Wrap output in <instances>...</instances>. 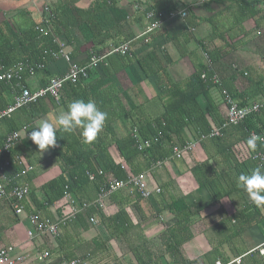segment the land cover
Returning <instances> with one entry per match:
<instances>
[{
  "label": "trees",
  "instance_id": "obj_1",
  "mask_svg": "<svg viewBox=\"0 0 264 264\" xmlns=\"http://www.w3.org/2000/svg\"><path fill=\"white\" fill-rule=\"evenodd\" d=\"M75 1L56 0L52 4L47 3L50 16L46 18V23L32 20L30 16L21 22L8 18L0 20V72L11 69L18 62L31 66L42 64L43 67L36 70L34 75L38 80V88L45 86L51 78L47 70V66L54 62L51 54L58 51L56 39L64 42L65 47L72 46L69 57L74 60L72 52L77 48L73 37L74 28L81 24L87 28L94 26L95 16L100 25L103 19L99 16L106 8L104 2H93L86 9H81L76 7ZM220 1L216 0L217 4ZM229 2L228 7L233 9L232 6H235L236 10L230 26L226 27L217 21L220 13H215L209 19V39L211 42L215 39L222 40L223 44L216 47L200 44L201 52L207 55L210 66H207L201 53L196 51L198 55L193 52L197 58L193 61L194 71L180 82H174L167 73L166 68L171 60L166 53H162L163 57H158L151 52L134 59L145 76L154 78L159 90L157 96L162 112L157 116L138 115L136 107L129 108V111L123 113L124 116H117V93L105 103L100 98L105 97L106 92L95 89L89 93L99 82L83 86L85 78H80L76 84L64 83L62 89L67 88L71 92L70 99L79 100L83 93L85 96L87 94L86 97L107 112L108 117L102 132L92 143L84 142L80 128L72 133L58 131L57 150L52 152V159L57 162L59 172L39 187L40 199L30 188L28 203L34 210L45 213L48 207L53 206L57 214L62 216L67 210L63 201L65 186L79 208L71 223L59 226L60 232L54 241L55 246L48 242L50 250L62 257L58 264H65L76 257L83 258L87 264H215L217 261L221 264H264V254L261 255L258 249L250 247L244 239L253 226H257L264 239V206L254 204L238 182L239 175L247 174L256 167L264 169V163L253 159L257 153L264 154V106L237 125L221 128L219 136H208L213 127L221 126L225 120V109L221 102H214L212 90H218L219 94L221 89H225L240 107L264 99V84L254 82L238 64L226 58L237 50L238 40H241L236 35L237 27L242 28L247 20L253 22L252 31L257 38L264 40V0ZM109 4L111 5L107 6H112L113 3ZM173 10H178V6L174 1L168 0L167 4L153 5L144 11L167 15ZM189 10L188 8L183 20L185 24L182 30L185 32L201 20ZM40 12L45 19L43 6ZM37 25L50 29V32L40 33L36 29ZM152 37L153 35L147 34V38ZM121 42L123 40L115 41V45ZM177 48L180 56L186 55L193 59L191 52ZM91 54L100 53L91 52L87 59ZM127 54L113 53L105 59L107 63H112L114 70L111 67L104 68L102 61L97 67L103 69L105 76L116 74L132 62ZM95 68L88 72L87 77ZM109 69L111 73L107 72ZM213 75L219 78V86L213 83ZM28 78L26 73L23 74L22 82L27 86ZM237 78L246 80L251 85L250 89L239 92L233 88L231 84ZM13 84L14 81L0 82V110L11 102V97L10 101L6 99L13 94ZM62 102L64 103L61 95L60 104ZM54 104L55 101L49 96L38 98L35 102L17 109L15 114L2 119L0 123L11 125L6 134L22 128L25 131L30 130L32 126L28 129V125L45 116ZM117 117L129 121V129L120 136L113 127ZM14 119L17 121L15 124ZM252 133L262 138L254 151L246 142ZM106 138L109 140L106 141ZM146 140L151 142L150 146L138 150V141ZM189 141H196L195 148L197 147V150L194 148L190 153L194 164L189 169L197 184V195L171 194L166 184L158 194L142 198L129 187L108 195L102 208L96 204L83 207V203L92 202L99 188L109 181L124 180L129 174H145L156 161L175 159L173 147L183 146ZM111 145L117 150L120 162H115L108 153ZM197 151L204 156L198 159ZM12 153L21 154L16 148ZM26 161L34 167L28 159ZM98 168L102 171L101 174H97ZM5 171L7 175L13 176L18 168L12 165ZM91 173L94 174L93 180L88 177ZM26 179L27 177L17 178L11 183L28 182ZM224 203H229L233 210L228 212ZM161 216L168 218V221L164 222V218L161 220ZM90 217L96 218L103 237L97 234L78 245L67 244L62 230L72 226L87 231L94 226L89 222ZM204 221L210 225L198 233V237L199 234L202 235L205 242L198 245L199 248L194 247V254L190 255L189 246L197 236L193 235L192 228L197 222ZM156 225L158 231L149 234V229ZM43 237L46 241L49 240L47 236ZM47 253L50 256V252ZM236 257H240V262L230 263Z\"/></svg>",
  "mask_w": 264,
  "mask_h": 264
},
{
  "label": "crops",
  "instance_id": "obj_2",
  "mask_svg": "<svg viewBox=\"0 0 264 264\" xmlns=\"http://www.w3.org/2000/svg\"><path fill=\"white\" fill-rule=\"evenodd\" d=\"M55 1L56 0H0V20L8 18L21 22L29 16L32 20H39L42 6L47 3L52 4ZM167 1L168 0L75 1L76 7L81 9H86L93 2H104L106 3V8H104L103 12H101L102 14L99 16L100 19H103L100 25L97 22V16H95L96 21L94 26L87 28L84 24H81L79 27L74 28L73 37L75 39V44L77 43V48L72 52L74 55V60L72 61L76 63L79 61L83 64L87 61L86 59L89 53L96 52L100 53L97 57L101 58L100 61H102V66H104V68L111 67V69L114 70L112 63H107L105 59L113 54L111 53L113 47H117L123 44L124 41H128L127 56L132 59V62H129L124 68L118 70L116 74H109V76H105L103 69L96 66L95 70L92 71L90 76L85 78L83 82V86L86 84L90 86L99 82L89 90V93H91V90L94 91L95 89L96 91L106 92V96L100 98V101L103 100L105 103L112 99V95L117 93L119 97L117 116H124L123 113L125 111H129V108L133 109L135 107L138 115L157 116L162 112L161 104L157 96L159 90L154 82V78L145 76L134 59L141 58L151 52L158 57H163L162 53H166L171 60V63H169L166 68L167 73L172 81L180 82L194 71L193 61H196L197 58H195L196 54H193V52L197 51L199 54L201 53L203 57L200 44L210 45L211 47L221 46L223 44L222 40L215 39L211 42L209 39V35L211 34V21H209V19H211L215 13H220L218 14L219 16H217V21L228 27L231 24L232 15L236 11L234 9L235 6H232L233 9L228 7L230 4L229 0H221L220 4H217L216 0H172L177 4L178 10L181 8H189V11L201 20L197 21L196 25L187 28L186 32L182 30L185 22L179 19L167 21L158 29H163L161 32L156 30L152 32V34L148 33V36L153 35L152 39L147 38V35L141 36L140 33L145 29L147 24L144 10L153 5L167 4ZM198 1L201 3L196 5ZM111 2L113 3L112 6H107L111 5L109 4ZM253 27L254 25L251 20L245 21L242 28L237 27L236 35L240 36L238 38H241V40H238L239 46L235 52L227 55L226 58L238 64L245 74L247 73V75L254 79V82L264 84V40L257 38L255 32L252 31ZM120 40H123V42L116 46L115 41L118 42ZM177 47L184 52H191L194 56H192L193 59L186 55L180 56ZM72 49L70 45L65 47L68 54L71 53ZM67 66V62L62 58L54 60V62L47 66L49 76L55 77L63 74ZM107 72L111 73V70L109 69ZM27 82L31 90L38 88V80L35 75L29 77ZM231 85L239 92L245 89L249 90L251 87L246 80L241 78L235 79ZM62 88L64 87L62 86ZM62 88L59 92V102H55L54 107L45 116H42L40 119L28 125V129L29 126H32V128L36 126L42 119H47L55 124L57 115L65 111L70 102L76 100L70 99L69 95L71 92L67 88L64 90ZM61 95L62 101H64L62 104H60ZM86 96L83 93L79 99L88 101L89 99ZM10 97L12 98V94L8 96L6 100L10 101ZM212 99L215 103L221 102L218 90H212ZM119 108L122 109V112H120L121 110ZM13 122L15 124L17 121L15 120ZM10 126L9 124L0 123V142ZM113 127L117 135H123L129 129V121L117 117L115 122H113ZM32 128L27 131H25L24 128L19 130L21 139L15 148L21 154H24L26 159L34 165V170L27 175L26 180L30 188L33 189V193L40 199L39 187L52 179L59 172L57 162L52 159V152L57 150V145L45 151H40L28 137V133L32 131ZM105 140L108 141L109 138ZM108 151L115 162L121 161L114 145H111ZM197 154L198 159L204 156L202 152L197 151ZM193 164L194 159L192 155L188 154L182 159H173L169 161L168 165L164 168L155 169L147 174L145 173V179L149 187L156 185L161 188L167 184L168 191L171 194L197 195V184L189 170ZM224 208H226L228 212L233 210L229 203H224ZM41 213L42 215L49 216L53 220L58 216L53 206L48 207L45 213ZM209 225L210 224L206 221L197 222L196 226L192 228L193 235L197 236L193 239L191 246H189L188 251L190 255L194 254V247L199 248L198 245L205 242L202 235L200 236L199 234L198 237V233L204 231ZM157 228V225L153 226L149 231L155 230L153 232H156ZM29 230L30 226L27 220L24 222L21 216L19 217L13 213L7 201L0 199V248L6 245L15 246V252L21 253L25 257L22 262L17 264L60 263L62 258L61 255L51 251L48 244L49 242L51 246H55L53 244L54 242L50 238L46 241L43 236L35 235L29 237ZM62 233L64 236L66 235V243L71 246L73 243L78 245L81 242L88 241L97 234L103 237L101 228L98 227L97 224L87 231H81L80 229L69 226L68 229L64 228ZM202 234H204V232ZM244 239L253 249L264 250V239L257 226L251 227L247 231ZM113 249L115 248L113 247ZM44 252H50V256L40 261L38 256Z\"/></svg>",
  "mask_w": 264,
  "mask_h": 264
},
{
  "label": "built area",
  "instance_id": "obj_3",
  "mask_svg": "<svg viewBox=\"0 0 264 264\" xmlns=\"http://www.w3.org/2000/svg\"><path fill=\"white\" fill-rule=\"evenodd\" d=\"M201 2L198 1L196 5ZM43 11L46 16L45 19L42 18L40 12L39 22H47V17L50 16L49 8L44 5ZM187 15V8H182L179 10L169 11L167 15H162L161 13H155L154 11H144L145 19L147 24L145 29L140 33L141 36L147 35L148 33L160 29L167 21L171 20H184ZM36 29L42 33L46 34L50 32V29H44L40 25L36 26ZM58 45V51L52 52L51 56L54 60L60 58L64 59L68 66L63 74L55 77H51L45 86L31 90L23 81V74H27L29 77L34 76L36 70L43 67L42 64H37L35 66L27 65L23 62L16 63L11 69L0 72V82L2 81H14L12 90V100L4 108L0 110V121L4 118H10L12 114L19 108L24 107L30 103L35 102L38 98L49 96L56 103L59 102V92L64 83L69 82L71 84H76L81 78L87 77L90 70L94 69L100 62L101 58L97 55L91 54L87 61L83 64H77L72 61L69 57L68 52L65 50L64 42L55 40ZM128 51V42H125L117 47H113L111 53L125 54ZM103 58V57H102ZM203 58L207 66H210V61L205 53H203ZM204 78V74H202ZM212 81L217 86L220 85V80L216 75H213ZM221 103L225 109V120L219 127H213L209 132L208 136H219L221 128L227 125H237L243 121L249 115L258 112L264 106V99L261 101L252 102L248 105L238 106L236 101L231 97V95L225 90L221 89L219 91ZM253 134V133H252ZM251 134V135H252ZM203 138V136L201 137ZM21 139L20 131H12L5 135L1 145H0V199L7 201L11 207L13 213L17 216L24 215L29 226V237L37 236H47L53 242L59 237V226H66L75 219V214L78 212L79 208L75 205L74 199L65 186L63 192V201L67 205V210L62 216H57L54 220L49 216L42 215L41 211L34 210L30 207L28 203V195L30 192V187L28 182H20L19 184H12L11 181L17 178H26L29 173L33 171V166L30 165L22 154H14L12 151L19 143ZM151 142L138 141L137 149L142 150L148 148ZM196 146V141H189L183 146L175 145L173 147V158L182 159L184 156L190 154ZM253 159L259 160L264 163V154L257 153L253 156ZM169 160L156 161L153 167L147 171L150 173L155 169H161L168 165ZM12 165L18 168V172L9 176L6 173V169L10 168ZM101 170L97 169V174H101ZM146 173V174H147ZM146 174L139 175H127L124 180L113 179L109 181L106 185L99 188L95 199L90 203H83V207L86 205L96 204L98 207H103V201L113 192L120 189L131 188L134 189L142 198H148L153 194H158L161 188L154 185L149 187L145 179ZM89 180L94 179V174L88 175ZM52 207V206H50ZM54 208V207H53ZM55 209V208H54ZM89 222L92 225L97 224V220L94 217L89 218ZM54 244V243H53ZM55 245V244H54ZM264 250L259 249V252L263 254ZM48 256L47 252H44L38 256L40 261H43ZM24 255L15 252V246L6 245L0 248V264H17L24 260ZM239 263L240 257H236L230 261V263ZM65 264H87L83 258H74ZM116 264V263H111ZM215 264H221L216 262Z\"/></svg>",
  "mask_w": 264,
  "mask_h": 264
},
{
  "label": "clouds",
  "instance_id": "obj_4",
  "mask_svg": "<svg viewBox=\"0 0 264 264\" xmlns=\"http://www.w3.org/2000/svg\"><path fill=\"white\" fill-rule=\"evenodd\" d=\"M108 113L102 111L97 104L83 99L70 102L65 111L60 112L55 124L47 119H42L28 137L40 151H45L57 145V132L72 133L75 129H81V135L85 143H92L102 132ZM262 138L252 134L247 139L251 150H255L257 143ZM238 182L245 189L251 201L257 206H264V169L256 167L247 174H241Z\"/></svg>",
  "mask_w": 264,
  "mask_h": 264
},
{
  "label": "rangeland",
  "instance_id": "obj_5",
  "mask_svg": "<svg viewBox=\"0 0 264 264\" xmlns=\"http://www.w3.org/2000/svg\"><path fill=\"white\" fill-rule=\"evenodd\" d=\"M177 194H179V193H177ZM19 217H20V216H19ZM21 218H22V220H23L24 222L26 221V220H25L26 218H25L24 215H21ZM163 218L165 219L164 222H167V221H168V220H167L168 218H166V217H164V216H161V217H160L161 220H162ZM153 231H155V230H153ZM153 231H149V234H151V232H153ZM157 231H158V228H157Z\"/></svg>",
  "mask_w": 264,
  "mask_h": 264
}]
</instances>
